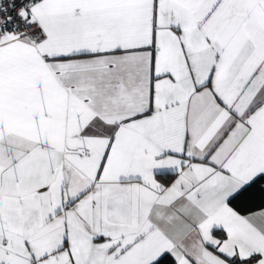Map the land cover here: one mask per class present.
Listing matches in <instances>:
<instances>
[{
    "label": "snow or ice",
    "instance_id": "obj_1",
    "mask_svg": "<svg viewBox=\"0 0 264 264\" xmlns=\"http://www.w3.org/2000/svg\"><path fill=\"white\" fill-rule=\"evenodd\" d=\"M0 264H264V0H0Z\"/></svg>",
    "mask_w": 264,
    "mask_h": 264
}]
</instances>
